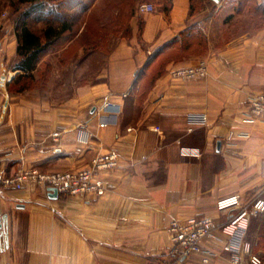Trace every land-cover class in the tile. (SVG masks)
<instances>
[{"label":"crops","instance_id":"obj_1","mask_svg":"<svg viewBox=\"0 0 264 264\" xmlns=\"http://www.w3.org/2000/svg\"><path fill=\"white\" fill-rule=\"evenodd\" d=\"M212 1L215 11L192 13L190 0H171L169 11L141 15L139 37L132 19V38L113 47L101 78L62 103L42 101L36 90L3 95L1 174L80 170L113 150L119 160L102 173L100 198L52 199L30 184L18 190L0 185V218L6 215L0 264H164L173 246L171 221L209 217L220 225L235 213L219 211L220 199H264V116L249 115L251 98L264 94V20L225 39L210 24L218 20L223 30L237 11L228 0ZM253 4L264 19V0ZM196 27L206 48L176 58L181 34L193 35ZM3 47L0 60L4 50L16 54L17 39ZM164 55L168 61L155 76ZM199 60L207 64L206 78L170 75ZM21 73L9 72L6 81ZM104 101L120 107L117 123L99 124L96 111ZM54 132H60L57 140ZM216 234L218 240L205 244L216 253L210 264H233L221 249L224 235ZM246 241L264 259V213L252 218ZM248 262L244 255L241 264ZM190 263L201 264L200 255Z\"/></svg>","mask_w":264,"mask_h":264},{"label":"rangeland","instance_id":"obj_2","mask_svg":"<svg viewBox=\"0 0 264 264\" xmlns=\"http://www.w3.org/2000/svg\"><path fill=\"white\" fill-rule=\"evenodd\" d=\"M169 2L170 0H146L144 2L48 0L44 13L55 9L54 14L58 13L61 17L68 18L72 22V27L50 47L48 53L41 57L33 80L28 82L31 88L25 91L36 90L40 100L56 104L74 96L80 87L94 83L101 78L100 75L104 72L107 58L118 41L122 38L128 40L132 38L131 23L134 18L137 19L136 35L139 37L141 15L137 10L140 5L151 4L155 11L157 9L163 11ZM195 2L197 7H202L200 10L208 9L211 12L216 10V4L212 0H195ZM34 6L33 2L27 0H0V45L4 44V47H9L16 38L18 22L23 14ZM228 6L234 8L237 13L228 18L223 30H221L223 25L221 26L218 20H213L210 24L213 32L222 31L225 39L239 32L253 31L263 24L262 10L256 8L253 2L228 0ZM36 18V14L32 15L27 22L33 31L39 32L46 25L44 21H38ZM6 49L9 50V48ZM19 60L17 53L8 56L7 51L1 52L0 112L6 107L8 101L3 95L18 92L17 89L22 83L6 81L8 73L16 70L15 65ZM262 260L264 263L263 258Z\"/></svg>","mask_w":264,"mask_h":264},{"label":"built area","instance_id":"obj_3","mask_svg":"<svg viewBox=\"0 0 264 264\" xmlns=\"http://www.w3.org/2000/svg\"><path fill=\"white\" fill-rule=\"evenodd\" d=\"M155 11L153 5L142 4L138 14L144 15ZM173 78L183 80L204 79L208 75L207 64L199 60L195 64L170 71ZM120 107L109 101H104L96 111V117L101 126L117 123ZM249 115L257 119L264 116V94L254 95L249 103ZM202 122L206 121L203 115ZM60 132L52 133L57 140ZM231 132L228 138H231ZM117 151H110L95 156L88 167L80 170L43 173L38 169H19L12 176L0 173V185L5 188L22 189L27 184L48 191L55 188L58 194L72 197L100 198L106 192V186L101 178L102 173L114 170L118 166ZM219 211L234 210L235 213L223 224L216 225L209 217L191 218L185 222L173 220L168 224L167 232L173 243L170 260L164 264H191L195 255H200L201 264H210L216 256L214 250L205 247L218 240L217 231L224 235L221 246L228 254L229 261L241 264L244 255H248V264H264L260 256L251 252V246L246 241L251 219L264 212V199L258 198L249 204H242L240 196L234 195L217 202Z\"/></svg>","mask_w":264,"mask_h":264},{"label":"trees","instance_id":"obj_4","mask_svg":"<svg viewBox=\"0 0 264 264\" xmlns=\"http://www.w3.org/2000/svg\"><path fill=\"white\" fill-rule=\"evenodd\" d=\"M35 4L29 11L25 12L16 26V38H17V56L20 58L17 65H15L16 70H20L22 73L16 76L12 81L13 83L22 82L20 87L17 89L18 92L30 89L31 86L28 82L32 81L34 78V72L36 71L37 65L41 57L48 53L50 47L59 40L67 31L72 27V22L68 18H63L58 13H55V9L47 10L46 14L44 10L48 0H27ZM132 1H146V0H132ZM150 1V0H147ZM253 2V0H249ZM192 13L201 11L197 7L195 0H190ZM171 6V0L169 4H166L164 12L169 11ZM37 15L38 21H44L46 27L39 32L33 31L27 22V19L32 15ZM52 17V19H50ZM193 35L189 34V31H185L181 34V43L176 45L174 56H181L183 54L202 47L206 48V41L203 34L196 27L193 29ZM172 53V52H171ZM168 61V55L162 56L160 62H158L153 68V74L156 76L162 72V66L164 62ZM148 66H146L147 68Z\"/></svg>","mask_w":264,"mask_h":264},{"label":"water","instance_id":"obj_5","mask_svg":"<svg viewBox=\"0 0 264 264\" xmlns=\"http://www.w3.org/2000/svg\"><path fill=\"white\" fill-rule=\"evenodd\" d=\"M215 1H218V0H215ZM49 193H50V197L52 199H56L58 197V192L55 188H50L49 190ZM6 223V215H4L2 218H0V229L5 225Z\"/></svg>","mask_w":264,"mask_h":264}]
</instances>
